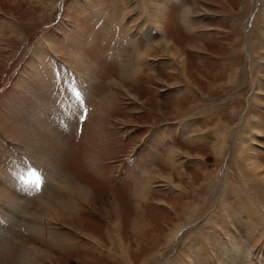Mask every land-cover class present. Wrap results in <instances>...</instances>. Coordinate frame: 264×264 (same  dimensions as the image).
<instances>
[{
  "label": "rangeland",
  "instance_id": "obj_1",
  "mask_svg": "<svg viewBox=\"0 0 264 264\" xmlns=\"http://www.w3.org/2000/svg\"><path fill=\"white\" fill-rule=\"evenodd\" d=\"M0 264H264V0H0Z\"/></svg>",
  "mask_w": 264,
  "mask_h": 264
},
{
  "label": "snow or ice",
  "instance_id": "obj_2",
  "mask_svg": "<svg viewBox=\"0 0 264 264\" xmlns=\"http://www.w3.org/2000/svg\"><path fill=\"white\" fill-rule=\"evenodd\" d=\"M76 104H79V96L80 93H76ZM76 104H73L71 107L74 109L76 107ZM31 175L34 177V180L31 182L32 186L36 189L42 188V175L38 171H32Z\"/></svg>",
  "mask_w": 264,
  "mask_h": 264
},
{
  "label": "bare ground",
  "instance_id": "obj_3",
  "mask_svg": "<svg viewBox=\"0 0 264 264\" xmlns=\"http://www.w3.org/2000/svg\"><path fill=\"white\" fill-rule=\"evenodd\" d=\"M68 205V204H67Z\"/></svg>",
  "mask_w": 264,
  "mask_h": 264
}]
</instances>
